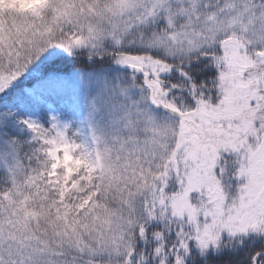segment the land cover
Segmentation results:
<instances>
[{
    "label": "snow or ice",
    "instance_id": "6c2138e0",
    "mask_svg": "<svg viewBox=\"0 0 264 264\" xmlns=\"http://www.w3.org/2000/svg\"><path fill=\"white\" fill-rule=\"evenodd\" d=\"M0 264H264V0H0Z\"/></svg>",
    "mask_w": 264,
    "mask_h": 264
}]
</instances>
